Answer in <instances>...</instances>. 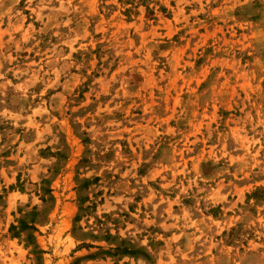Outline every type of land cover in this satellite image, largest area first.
Segmentation results:
<instances>
[{"label":"rangeland","instance_id":"374dc122","mask_svg":"<svg viewBox=\"0 0 264 264\" xmlns=\"http://www.w3.org/2000/svg\"><path fill=\"white\" fill-rule=\"evenodd\" d=\"M0 264H264V0H0Z\"/></svg>","mask_w":264,"mask_h":264}]
</instances>
